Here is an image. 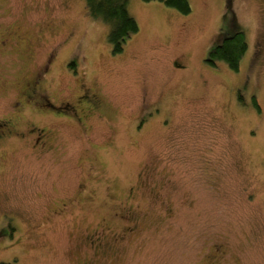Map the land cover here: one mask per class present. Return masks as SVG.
I'll list each match as a JSON object with an SVG mask.
<instances>
[{"label": "rangeland", "instance_id": "obj_1", "mask_svg": "<svg viewBox=\"0 0 264 264\" xmlns=\"http://www.w3.org/2000/svg\"><path fill=\"white\" fill-rule=\"evenodd\" d=\"M188 3L127 0L113 53L84 0H0L1 262L264 264V0Z\"/></svg>", "mask_w": 264, "mask_h": 264}, {"label": "trees", "instance_id": "obj_2", "mask_svg": "<svg viewBox=\"0 0 264 264\" xmlns=\"http://www.w3.org/2000/svg\"><path fill=\"white\" fill-rule=\"evenodd\" d=\"M91 16L99 18L109 26L107 40L112 45L111 51H122L126 38L138 30L135 19L129 14L127 0H84ZM149 1V0H145ZM166 6L173 7L181 13L190 11L188 0H158ZM247 48L245 33L237 30L222 38L211 48L207 55V61L225 62L229 68L238 69L240 59ZM0 264H10L1 262Z\"/></svg>", "mask_w": 264, "mask_h": 264}, {"label": "flooded vegetation", "instance_id": "obj_3", "mask_svg": "<svg viewBox=\"0 0 264 264\" xmlns=\"http://www.w3.org/2000/svg\"><path fill=\"white\" fill-rule=\"evenodd\" d=\"M85 95H77L74 102L64 100L60 103H52L47 98H42L41 102L39 103V108L42 111H49L46 112V114L53 118H65L67 113H71V117L78 119L81 121V117L79 116V113L82 112L84 109L88 110H95L99 111L101 110L99 106L102 104L99 100L96 93L92 92L89 88H84ZM44 105H46V110L44 108ZM6 123V120L4 121ZM1 127V125H0ZM48 130L47 128H39L38 131H33V133L37 135L39 141L42 140L41 136L44 134L45 131ZM4 132L6 130L0 129V139H2L5 135ZM43 135V136H44Z\"/></svg>", "mask_w": 264, "mask_h": 264}]
</instances>
